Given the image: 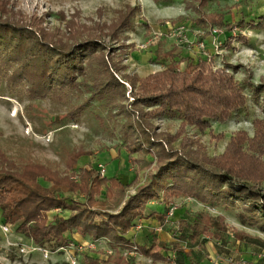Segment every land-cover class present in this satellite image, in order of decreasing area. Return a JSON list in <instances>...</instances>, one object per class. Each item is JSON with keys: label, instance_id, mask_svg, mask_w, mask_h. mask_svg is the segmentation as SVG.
<instances>
[{"label": "trees", "instance_id": "obj_1", "mask_svg": "<svg viewBox=\"0 0 264 264\" xmlns=\"http://www.w3.org/2000/svg\"><path fill=\"white\" fill-rule=\"evenodd\" d=\"M209 2L190 1L195 14L191 22L202 31L203 38L211 36L213 30L226 33H233L236 27L264 30V16L228 23L223 12L207 11ZM138 10V7L128 6L114 25V33L129 28L130 17ZM184 19L180 15L174 20L156 23L174 25ZM235 38L242 41L245 37ZM99 40L98 36H90L71 45L59 44L27 26L0 18V71H11L13 82L26 84L34 95L62 99L66 92L78 87V77L104 52ZM163 45V42L158 43L154 53L156 59L168 61L160 71L141 79L128 78L132 107L138 110L133 111L136 115L130 114L126 107L117 111L130 118L128 129L133 142L127 145L130 152L154 158L156 171L151 178L124 199L126 190L137 185L136 177L124 184L117 177L106 179L99 169L81 167L74 171L79 157L89 152L79 149L68 155L67 168L75 179L61 177L36 163H27L17 170L0 152V210L5 225L15 226L17 233L39 247L48 242L63 247L70 240L67 233L91 239L105 238L113 246L114 253L107 259L83 255V264H129L120 249L134 247L142 256L150 258L152 264L172 263L167 256L170 252L177 256L175 264H184L183 258L191 259V253L177 243L160 242L152 235L147 246L137 247L128 235L141 219L155 218L160 225L165 224L169 193H179L202 205L233 207L239 204L244 211L241 222L264 232V192L259 188L264 182V120H253L252 136L243 130L230 136L222 154L193 157L190 138L185 135L187 128L204 133L210 130L211 123H226L233 113L246 106L247 96L226 68H215L212 60L202 58L175 61V50L164 51ZM102 57L98 73L103 76V82L97 92L125 98L126 89L115 79ZM245 85L255 102L260 99L264 102V84L255 85L247 78ZM162 117L180 121L178 130L167 143L160 140L150 123ZM178 138H181L180 148L175 149L171 142ZM40 180L49 183V187H42ZM61 193L79 195L81 199L68 200ZM160 200L165 211L149 210L150 202ZM56 209L62 215L47 216ZM182 224L191 242L203 236L221 242L230 230L236 241L264 248L262 239L229 227L221 215L200 212L192 221L185 220ZM157 247L160 251H155Z\"/></svg>", "mask_w": 264, "mask_h": 264}, {"label": "rangeland", "instance_id": "obj_2", "mask_svg": "<svg viewBox=\"0 0 264 264\" xmlns=\"http://www.w3.org/2000/svg\"><path fill=\"white\" fill-rule=\"evenodd\" d=\"M190 1L2 0L0 18L27 26L64 45L98 36L104 51L96 56L86 73L78 77V87L66 92L62 99L34 95L26 84L13 82L11 71H0V152L9 164L20 170L27 163H36L50 168L61 177L75 179L76 176H71L67 168V157L80 149L89 153L79 157L74 166L75 172L81 167H102L106 179L117 177L124 184L136 177L137 185L126 190L124 199L134 194L136 187L147 182L155 173V161L151 155L130 152L127 146L133 143L128 129L130 118L117 111L126 107L130 114L136 115L133 111L138 110L132 107L128 78H144L160 71L168 63L166 59H156L154 54L158 43L162 42L164 51L175 50V61L202 58L212 60L215 68H226L247 96L246 106L233 113L226 123H211L210 130L204 133L187 128L185 135L191 141V155L202 158L222 154L230 136L240 130L252 136L253 120H264V102L253 100L245 79L249 78L255 85L264 84V30L238 27L233 33L213 30L211 36L203 38L202 31L191 22L195 14ZM128 6L139 8L130 17L131 26L114 33V25L121 20V13ZM207 11L223 12L228 23L239 19L250 20L264 16V0H210ZM180 15L185 19L177 24L156 23L158 20H174ZM238 35L244 36V40H237L235 37ZM101 57L109 64L115 79L126 89L125 98H112L109 92L101 95V91L97 92L103 82V76L98 73ZM150 123L160 140L167 143L178 130L180 121L162 117ZM180 143L181 138H178L171 142V146L178 149ZM39 183L44 188L49 187V183L42 180ZM259 188L264 192V182ZM61 195L68 200L81 199V196L71 193ZM168 198L169 208H174L176 216L161 225L162 231L171 234V238L185 252L191 253V259L183 258L184 264H208L209 255L204 247L206 240L214 243L221 258L232 259L233 262L227 264H264V248L236 241L230 230L219 245L211 236H203L196 242L186 238L187 230L182 222L192 221L200 212H207L211 216H223L229 227L264 241V232L241 222L244 211L239 204L233 207L202 205L179 193H169ZM155 202L161 204L165 211L161 200L148 205ZM52 213L62 215L56 209L48 212L47 216ZM138 224L140 229H135L136 232L145 226ZM2 226H7L9 231L4 232ZM159 226L154 224L146 228L149 227L150 232V228ZM15 228L2 224L0 220V264H83V255L105 260L114 253L107 239L82 236V239L70 237L69 243L63 247L49 242L39 247L17 233ZM154 231L152 229L151 233L154 234ZM133 239L135 241V236ZM143 242L148 245L141 238L133 246L140 247ZM120 252L129 264H152L138 250L121 248ZM171 255L177 259L175 253L171 252Z\"/></svg>", "mask_w": 264, "mask_h": 264}, {"label": "crops", "instance_id": "obj_3", "mask_svg": "<svg viewBox=\"0 0 264 264\" xmlns=\"http://www.w3.org/2000/svg\"><path fill=\"white\" fill-rule=\"evenodd\" d=\"M156 203V202H155ZM155 203H152V205H148V208H149V210H151V211H155V212H158V213H160V212H163V207H162V205L161 204H159L158 202L155 204ZM171 205V204H170ZM52 214H54V213H52ZM1 216V215H0ZM176 216V212L174 213V217ZM173 217V218H174ZM1 220V223L2 224H4L3 223V221H2V218L0 219ZM139 223H141L142 225H145L144 227H143V229L141 228V230L140 231H138V232H136L135 231V228H133L130 232H129V236L132 238V240H133V242L135 243V242H138V240H141V238H144V241H146V242H148V240L150 239V237L153 235L154 237H156L157 238V240H159L160 242H164V243H167V244H170V243H176V241L175 240H173L172 238H171V234H169V233H166L165 231H162V228H163V226H161L159 223H158V221L155 219V218H148V219H141L140 221H139ZM138 224V223H137ZM154 224H157V225H160L158 228L156 227H154V228H150L151 229V231H152V229L153 230H155L154 231V234L152 233L151 234V231L149 232L148 231V228L149 227H151V226H153ZM149 225V227L148 228H146L147 226ZM166 226V225H165ZM137 234H139V238H136V235ZM69 238L70 237H73V238H81L80 237V235H78V234H76V233H71V234H69V233H67L66 234ZM134 236H135V241H134ZM138 237V236H137ZM85 238V237H84ZM86 238H89V237H86ZM82 239V238H81ZM30 240V239H29ZM219 243L220 242H216L215 244L216 245H219ZM221 244V243H220ZM139 246H146L145 244H144V242L141 244V245H139ZM214 243L213 242H211V240H206L205 241V243H204V247H205V250L208 252V264H227V263H232L233 261H232V259H223V258H221V255L218 253V250L216 249V248H214ZM155 251H160V249L157 247V249H155ZM164 256H165V254H163ZM167 256L168 257H170L172 260H173V262L172 263H167V262H161V261H157V262H154L153 264H175L174 263V256L173 255H171V252L170 253H168L167 254ZM94 258H96V257H94ZM146 259H148V260H150L151 261V259L150 258H147L146 257ZM152 262V261H151Z\"/></svg>", "mask_w": 264, "mask_h": 264}, {"label": "built area", "instance_id": "obj_4", "mask_svg": "<svg viewBox=\"0 0 264 264\" xmlns=\"http://www.w3.org/2000/svg\"><path fill=\"white\" fill-rule=\"evenodd\" d=\"M215 31H216V30H215ZM99 171H100V173H101V176H103L105 170H104L102 167H100ZM173 216H174V208H173V207H170V208L168 209V212H167L166 220H170V219H172ZM135 229H140V224H137V225L135 226ZM2 230H3L4 232H8V231H9V228H8L7 226H2ZM133 250L136 251L135 247L133 248Z\"/></svg>", "mask_w": 264, "mask_h": 264}]
</instances>
